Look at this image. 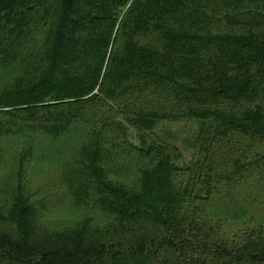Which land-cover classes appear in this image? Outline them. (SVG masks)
Wrapping results in <instances>:
<instances>
[{
    "label": "trees",
    "instance_id": "trees-1",
    "mask_svg": "<svg viewBox=\"0 0 264 264\" xmlns=\"http://www.w3.org/2000/svg\"><path fill=\"white\" fill-rule=\"evenodd\" d=\"M0 264H264V0H0Z\"/></svg>",
    "mask_w": 264,
    "mask_h": 264
},
{
    "label": "rangeland",
    "instance_id": "rangeland-1",
    "mask_svg": "<svg viewBox=\"0 0 264 264\" xmlns=\"http://www.w3.org/2000/svg\"><path fill=\"white\" fill-rule=\"evenodd\" d=\"M199 131L196 123H176L162 125L158 133L167 142L179 147L184 154L183 164L189 165L194 160V142Z\"/></svg>",
    "mask_w": 264,
    "mask_h": 264
}]
</instances>
